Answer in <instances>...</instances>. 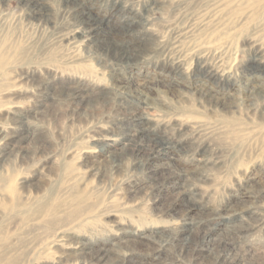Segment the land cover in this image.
I'll return each instance as SVG.
<instances>
[{
	"label": "rangeland",
	"instance_id": "obj_1",
	"mask_svg": "<svg viewBox=\"0 0 264 264\" xmlns=\"http://www.w3.org/2000/svg\"><path fill=\"white\" fill-rule=\"evenodd\" d=\"M36 1L49 20L31 18L20 0L0 4V127L32 141L0 167V264H92L102 250L149 264L164 241L135 247L132 230L165 232L167 264H223L220 235L241 264H264V0H76L111 20L102 32L113 45L87 35L73 2ZM128 44L134 55L123 62L115 50ZM115 79L144 92L114 88ZM13 106L28 115L20 129ZM144 106L148 138L170 145L176 166L160 179L154 166L169 161L110 156L102 141L129 138ZM179 193L222 231L207 238L199 227L185 246L184 207L169 208Z\"/></svg>",
	"mask_w": 264,
	"mask_h": 264
},
{
	"label": "bare ground",
	"instance_id": "obj_2",
	"mask_svg": "<svg viewBox=\"0 0 264 264\" xmlns=\"http://www.w3.org/2000/svg\"><path fill=\"white\" fill-rule=\"evenodd\" d=\"M10 0H0V4H3V3H6ZM22 2H24L25 4L27 3L28 6L31 5V8H32V12H31V15L30 17L33 18V19H47L49 20L50 19V16H51V11L46 8L41 2L39 1H33V0H20ZM68 3L69 2H73L75 7H77V9H81V12H83L82 14H77V16H75V18H78L80 23L82 24V26H86V30H87V35H89V37L91 39H94V41L98 42L99 40H103V42L107 41V43H110L111 41H109V39L112 37L110 35V33H107V32H102L103 30V26L104 25H110L111 23V20L107 19V20H101V19H98L97 16L93 13V9L92 7L88 6V5H82L80 3H77L76 0H66ZM124 3V2H122ZM67 4V3H66ZM126 4V3H125ZM164 4V3H163ZM69 5V4H68ZM73 6V5H72ZM122 4L121 2L119 1H115L114 2V7H121ZM67 7V6H66ZM72 8V7H71ZM94 8V7H93ZM75 9V8H74ZM29 10V9H28ZM151 10V7L150 8H146V11L149 12ZM66 13V12H65ZM73 16V15H72ZM29 17V16H28ZM29 17V18H30ZM28 18V19H29ZM105 18V17H104ZM66 20V19H65ZM131 20V19H130ZM36 21V20H35ZM38 21V20H37ZM134 22V21H133ZM133 22H129L127 24H125V26H122L121 27V30L117 32L118 35L123 36L125 37L126 35H128L129 33H132L133 32ZM53 24V23H52ZM80 25V24H79ZM137 25V24H136ZM145 26V25H144ZM142 27V26H141ZM143 29V28H142ZM149 29V28H148ZM108 30V29H107ZM76 31V30H75ZM106 31V30H105ZM116 34V35H117ZM76 35V34H75ZM79 35H83L80 34ZM80 36V37H81ZM107 39V40H106ZM105 40V41H104ZM149 41V40H147ZM74 42V41H73ZM95 42V43H96ZM100 43V42H99ZM98 43V44H99ZM112 45H113V41L111 42ZM104 44V43H103ZM140 44V43H139ZM105 45V44H104ZM117 45V44H116ZM115 45V46H116ZM130 44L126 45V46H121L119 48H117L115 51H118L119 55H120V59L123 61V62H131L132 60V56L134 55V47H131L129 46ZM102 46V45H101ZM182 46V45H181ZM98 48V47H97ZM202 48V47H201ZM95 49V48H94ZM100 49V48H99ZM193 49V48H191ZM97 50V49H96ZM198 50V49H197ZM201 50V49H199ZM208 50V49H207ZM138 51V50H137ZM187 51V50H186ZM195 51V50H194ZM193 51V52H194ZM204 51V50H203ZM192 51H190V54H191ZM187 54V53H186ZM255 54V57H259L260 56V53L258 51L255 50L254 52ZM202 55V53H201ZM136 56V55H135ZM176 56V55H175ZM181 56V55H180ZM190 56V55H189ZM192 56V55H191ZM132 57V58H131ZM194 57V56H193ZM201 57H204V54L203 56ZM199 57L198 59V67L200 70H205L206 72H208V68H206V64H205V60H203L204 58H201ZM190 58V57H189ZM206 59V58H205ZM183 60H186L185 59V56L183 58ZM254 60H256L254 58ZM257 61V60H256ZM177 62V60H176ZM261 62V61H260ZM128 64V63H127ZM185 64V63H184ZM259 63L257 62V65ZM262 64V62H261ZM1 62H0V69H1ZM175 65V63H174ZM179 65V63H178ZM181 65V64H180ZM255 65V64H254ZM252 67H255V66H251L250 65V69ZM211 69V68H210ZM246 69H248L246 67ZM253 70V69H252ZM258 70V69H257ZM260 70V69H259ZM114 71V70H113ZM182 71V70H181ZM250 71V70H249ZM213 72V71H212ZM252 72V71H251ZM257 72V71H256ZM118 73L117 71L114 72V75ZM217 73V72H216ZM225 73V72H224ZM208 74H211V71L208 72ZM224 76V75H223ZM221 77V75L219 76ZM216 78V77H215ZM223 78V77H222ZM221 78V79H222ZM114 79V78H113ZM116 82H115V85L113 86L114 88L116 86H120L121 88H124V89H131V87L133 86H136L137 87V91L135 90V92H140V93H143L144 91L140 88L142 86L140 85H135L133 84V82L131 80H127L126 82L123 81V80H117L115 79ZM114 82V81H113ZM49 84V83H48ZM108 87V86H107ZM113 87H108L109 90H111ZM135 88V87H134ZM143 88V87H142ZM119 89V88H118ZM144 89V88H143ZM72 90V89H71ZM108 90V89H107ZM134 90V89H133ZM127 91V90H126ZM78 95L76 96L78 99L82 96V93H80V91L78 90L77 91ZM113 93V92H112ZM134 93V92H133ZM135 95V94H134ZM145 95V94H144ZM142 96V95H141ZM146 96V95H145ZM87 98V97H86ZM211 98V97H210ZM141 100V99H140ZM147 99L145 98L144 99V102L146 101ZM205 100V99H204ZM143 102V103H144ZM83 104V102H81ZM141 104V103H140ZM146 104V102H145ZM144 104V105H145ZM148 105V104H146ZM145 107V106H144ZM149 107V106H148ZM147 106L145 107V109L142 111V113L138 114V116H136L137 118V123H138V129L131 133L127 138L126 140H120L119 139H115V138H106L104 140H102L105 145H106V150H105V153H107L108 155L110 156H114V157H117V156H120L122 153H127L128 155H135L136 158L139 157L140 158H146L144 161L145 162H148L149 160L148 159H151V160H154L156 158H163L167 163H164L163 165H156L154 166L155 170H153V175L156 176L157 178L160 179V176H162V170H165V169H168L170 172L174 171V169H176L175 167L176 166H173L171 163H173L174 161V158L171 157L170 155V145H165L161 143V145L155 141H152V139H149V135H147V133L149 132L148 131V123L150 122V119L152 117V114L150 113V109H147L148 108ZM12 111H11V114L17 118V120L15 121V123H13V126L16 128V129H20L22 128L25 123L27 122L28 120V115L24 113V111H21L19 109V107H12L11 108ZM148 110V111H147ZM27 112V111H26ZM12 119V118H11ZM14 122V120H13ZM12 131H13V128H10ZM9 130V129H8ZM24 131V130H23ZM131 131V130H130ZM15 133V132H14ZM13 133V134H14ZM164 133V132H163ZM11 132L8 133L6 131L5 128H2L0 127V167H2L5 163H7V161L10 160V158L14 155H22L24 154V151L25 150V147L24 145H28L31 141L30 137L29 136H25L23 134V137L21 138H18L16 135H13ZM149 134V133H148ZM28 135V134H27ZM102 135V134H101ZM120 135V134H119ZM126 135V134H125ZM123 135V136H125ZM151 135V134H150ZM20 137V136H19ZM155 139V138H154ZM100 140V139H99ZM156 140V139H155ZM158 140V139H157ZM97 141V140H95ZM127 142V143H126ZM168 142V141H167ZM99 143V142H98ZM169 143V142H168ZM122 147V148H121ZM105 148V147H104ZM207 150V149H206ZM104 152V151H103ZM143 155H147V156H143ZM16 157V156H15ZM142 162V163H145V162ZM171 162V163H170ZM175 174V175H174ZM178 173H173V174H170V176H168V178H172V177H176ZM167 176V175H166ZM2 176H0V179ZM156 178V179H157ZM167 178V177H166ZM166 178L164 177L163 180H166ZM154 179V178H153ZM173 179V178H172ZM183 193H179L180 197H178L179 200H177L175 203H172V205L169 207V208H175V204H180L181 206L184 207V209L181 211V216L184 218V224L183 226L180 228V229H177L178 232H180V237H184V238H181L183 239V241L185 242V246L186 244H191V240L189 239L194 233L195 231L199 228L200 230H202L201 232L204 233L205 231V236H207V238H211L213 235H216V233L218 234V232L222 229L221 227L224 226L223 224L222 225H219L218 226H215L213 228H209L208 226L206 227V224H205V219L207 217H210L208 215H206L207 213L205 212V210L203 209H199L196 204H192L191 203V200H187L186 199V196L182 195ZM49 195V194H48ZM194 199V198H193ZM210 202V200H209ZM174 204V205H173ZM42 206V205H41ZM40 206V207H41ZM199 206V204H198ZM245 206V205H244ZM52 207V206H51ZM236 207V206H235ZM229 210V209H228ZM48 211H50V215L53 214V211H54V208H51L49 209ZM166 211V209H165ZM180 213V212H179ZM234 213V212H233ZM197 215V217L199 218V220H197V217H196V220H195V216ZM52 217V216H51ZM227 220V218H225ZM230 219V218H229ZM209 221V220H208ZM225 223H227L225 221ZM209 224V223H208ZM226 227V226H225ZM231 226L230 225H227V228L226 230H230ZM236 227V226H235ZM209 228V229H208ZM232 228V227H231ZM133 229V228H132ZM131 229V230H132ZM117 231V230H116ZM129 231V230H126V232ZM199 233V232H198ZM221 233V232H220ZM225 233V232H224ZM63 234V233H62ZM128 234V232H127ZM130 235H128L129 238L133 239V245L136 247V246H139V247H144V246H152L153 247V244L157 243L159 240H163L164 245H162L161 247H157L156 249L154 250H157L156 253H154V259L150 262L149 264H167L164 260V255L165 253H167V245L168 243H170L169 241L167 240H164L166 237H165V232H158V233H149L148 235L145 234V233H141V234H138V231H130L129 232ZM173 234V233H172ZM228 235V234H227ZM170 236V235H169ZM217 236V235H216ZM229 236V235H228ZM174 237V236H173ZM198 237V236H197ZM203 237V235H202ZM175 238V237H174ZM194 238V237H193ZM219 240L217 242V249L219 251V253H226V258H224L223 260V264H241L240 263V259L237 258V257H233L231 254H229L228 252H233L234 250H231L232 249V246H233V243L230 242L229 240H222L223 237L222 235L218 236L217 237ZM176 239V238H175ZM179 239V238H178ZM199 239V238H198ZM205 239V238H204ZM238 239V238H237ZM195 240V238H194ZM197 240V239H196ZM200 240V239H199ZM202 240V239H201ZM131 241V240H130ZM146 241H151L149 244L146 243ZM193 241V240H192ZM212 241V240H211ZM160 242V241H159ZM181 242V241H180ZM130 243V242H129ZM196 243V242H195ZM202 243V242H200ZM205 243V242H204ZM64 244V243H62ZM159 244V243H158ZM179 244V243H178ZM198 244V242H197ZM213 244V243H212ZM60 245V244H59ZM182 245V244H181ZM154 246H157V245H154ZM184 246V247H185ZM188 246V245H187ZM195 246V245H194ZM206 246V245H205ZM65 247V246H64ZM67 247V246H66ZM184 247H183V250H184ZM201 247V246H200ZM170 248V247H169ZM193 248V247H192ZM65 249V248H63ZM68 249V248H67ZM66 249V250H67ZM182 249V248H181ZM191 249V248H190ZM214 249V248H212ZM72 250V249H71ZM154 250H151V251H154ZM169 250V249H168ZM202 250V249H201ZM205 250V249H204ZM206 250H209L206 249ZM112 251V250H111ZM111 251L109 250H102V251H96V252H93L90 254V262L92 264H131V260L130 259H125V260H122V261H119V263H117L115 261V259H113V257L111 256ZM170 251V250H169ZM168 251V252H169ZM187 251V250H186ZM192 251V250H191ZM190 251V252H191ZM211 251V250H210ZM189 252V251H188ZM194 252V251H193ZM196 253V252H195ZM198 253V252H197ZM240 253V252H239ZM216 254V253H214ZM210 255V253H209ZM221 256V255H219ZM198 257V256H197ZM200 257H203V256H200ZM224 257V256H223ZM206 258V260H208L207 257H204ZM213 258L216 260V263L217 261L219 260V257H216L213 255ZM170 259V258H169ZM214 260V261H215ZM221 261V260H220ZM242 261V260H241ZM202 262V261H201ZM207 264V262H206Z\"/></svg>",
	"mask_w": 264,
	"mask_h": 264
}]
</instances>
